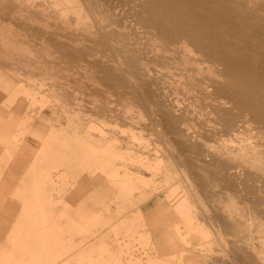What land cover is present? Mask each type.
<instances>
[{"label": "rangeland", "instance_id": "1", "mask_svg": "<svg viewBox=\"0 0 264 264\" xmlns=\"http://www.w3.org/2000/svg\"><path fill=\"white\" fill-rule=\"evenodd\" d=\"M30 1L53 8L63 2ZM12 12L0 8V264H238V256L246 264H264V213L218 173L220 162L235 163L244 156L240 146L251 142L217 144L214 163L181 156L174 140L144 116L132 127L111 125L102 114L118 97L92 80L87 65H54L56 49L42 46L38 25L28 23L31 15ZM76 105L82 110L72 119L86 129L95 118L101 132L94 134L130 139L147 128L140 132L144 140L134 141L140 147L134 166L128 157L90 156L86 144L75 157L73 141L50 137L60 126L75 129L62 109L74 113ZM58 144L67 151L58 160L64 165L56 179L61 188L54 202L47 201L52 190L40 189L41 210L25 218L26 202L12 199L15 189L37 158L41 171L56 173L50 166ZM23 161L24 170L12 179L13 163ZM124 166L137 175L130 191L111 183L124 180L116 172Z\"/></svg>", "mask_w": 264, "mask_h": 264}, {"label": "bare ground", "instance_id": "2", "mask_svg": "<svg viewBox=\"0 0 264 264\" xmlns=\"http://www.w3.org/2000/svg\"><path fill=\"white\" fill-rule=\"evenodd\" d=\"M1 7L12 13L23 9L34 18L28 23L38 25L42 46L56 49L54 65H87L92 80L103 82L118 97L119 108L107 107V115L102 114L111 125L132 127L144 116L152 128L163 129L174 140L181 156L214 163L219 160L211 150L217 144L251 142L240 146L244 156L233 158L235 163L220 162L218 173L264 213V152L257 151L264 147V0H63L56 8L0 0ZM75 110L62 109L72 126V117L82 109L76 105ZM95 123L91 119L86 129L80 123L70 130L60 126L59 134L54 129L50 137L62 144L73 141L75 157L85 153L86 144L90 156L128 157L134 166L140 148L134 141H143L147 128L119 139L94 134L99 130ZM54 152L57 165L50 167L56 173L41 171L37 158L27 180L15 189L12 199L26 202L25 218L29 211L36 216L41 210L40 189L52 190L47 201L54 202L53 193L61 188L56 179L64 165L58 160L67 151L58 144ZM119 168L124 180L111 183L130 191L137 175L126 166ZM237 260L246 264L240 256Z\"/></svg>", "mask_w": 264, "mask_h": 264}, {"label": "crops", "instance_id": "3", "mask_svg": "<svg viewBox=\"0 0 264 264\" xmlns=\"http://www.w3.org/2000/svg\"><path fill=\"white\" fill-rule=\"evenodd\" d=\"M25 163H26V162H25ZM25 163H24V161L21 162L20 164L17 163L16 167H14V163H13V166H12V169H11V171H10V173H9V176H10L12 179L15 177V173H17V176H18V172H20L21 170H24V168H25V166H26V165H24ZM15 168H16V171H15Z\"/></svg>", "mask_w": 264, "mask_h": 264}]
</instances>
